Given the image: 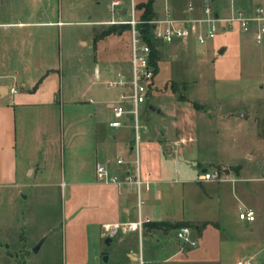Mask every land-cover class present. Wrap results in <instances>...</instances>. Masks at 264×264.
<instances>
[{"label":"crops","instance_id":"obj_1","mask_svg":"<svg viewBox=\"0 0 264 264\" xmlns=\"http://www.w3.org/2000/svg\"><path fill=\"white\" fill-rule=\"evenodd\" d=\"M111 1V16L96 19L95 24L127 23L131 4L127 6L119 0L120 4L112 7ZM195 1L199 7L206 2L205 0ZM255 5L257 3L245 0L242 5L233 2L225 8L221 6L223 9L218 8L216 11L226 15L234 7L250 9ZM184 6L168 1L156 5L153 0L156 17H164L167 14L182 17L185 14ZM39 11L45 15L44 18L0 22V102L2 108L13 112V120H15V123H7L3 126L0 124V189L9 194L26 189L34 192L47 190L51 187H58L60 183L64 185L66 191L63 217L65 218L64 233L68 263L90 264L94 261V257L96 261L102 260L101 255L107 249L109 255L105 262L114 258L116 264H158V262L168 264V261L179 253L187 256V251L176 235H169L171 230L176 231L178 227H163L158 223L174 224L178 221L187 223L193 221L197 223L196 229L199 230V234L203 235L207 226L211 223L216 225L217 221L188 219L185 218V213L179 212L176 208L173 213L169 211L168 214L159 213V210L155 211L148 205L142 208L144 203V199L141 198L142 189L147 194V200H161L164 190L167 191L168 198L171 200V198H176L179 182L183 183L182 187H185L184 184L189 181L201 184L213 182V180L201 178L206 170L211 169L224 172L229 178L224 180L234 183L232 190L241 199L238 210L250 207L257 212V218L253 223L240 219L236 220V227L239 233L245 234L244 242L247 247L252 246L255 250L254 254L263 253L264 244L260 241L262 238L260 231L263 228L261 222L264 216V184L262 185L264 182V114L254 108L188 112L187 128L180 124L182 117L175 116L174 118L170 115L174 119H171L172 126L169 127L166 122L168 114L138 115L142 117L143 125L141 127L139 123L142 131L140 134L138 129L139 137L136 140L131 116H122L123 124L120 127H113L109 124L113 119L109 107L110 100L105 103V107L109 110L108 118L93 120L91 123L89 136L92 145L90 144L89 148L79 152L68 149L66 153L63 149L61 177L53 176L56 173L53 169L55 165L53 150L56 138L50 130L51 121L55 120L59 111L65 115V118L75 113H84L87 118H94V115L96 116L99 112V107L91 104L90 97H88V103L74 97H69V100L65 99L61 73L58 70L60 54L54 47L55 32L61 29L64 21L60 19V9L57 18L54 8L32 9L31 13L37 15ZM13 26L19 28L47 26L50 34L44 32L45 35L40 34V37L43 38L41 39L44 43L42 47L45 46L48 38L50 39L51 56L42 58L40 55H34V40L30 41V46L25 44H20L19 47L14 46L9 39L10 28ZM122 33L123 31L118 35ZM129 33L130 28H128ZM108 35H103V37ZM92 37L94 38V35ZM80 41L84 45L87 43L83 39ZM194 41L178 42L186 46ZM42 47L36 48L41 49ZM226 48V46L220 48V52H226ZM13 49L16 50L18 57L11 55ZM25 50L26 56L24 55ZM101 73V69L96 65L95 76L98 78ZM215 116L219 117V128L224 134H229L232 131L230 128H239L242 139L244 141L248 139L243 156L236 154L235 145L238 135L233 136L235 144L232 146L227 145L225 140L221 143L222 147L223 145L226 147V152L222 157L213 158L210 155L217 145L207 129L211 118ZM151 121H155L156 128L150 126ZM222 125L226 128H221ZM229 138H232V134ZM118 159H121V162H117ZM97 163L103 164L111 175H117L120 183L97 180L95 174ZM190 170H195L196 175H190ZM127 174H138L144 182L141 185L140 198L142 201L139 207L135 184L124 181ZM246 181L258 184L253 187H249L248 184L244 185V183L238 185L239 182ZM239 187L241 193L238 192ZM205 192V197H211L207 189ZM27 196L28 193L24 195V198ZM139 215L149 219L143 223L141 232L134 230L122 233L112 238L108 246L104 242L105 245L99 247V239L104 238V241L106 239L105 225L136 220ZM192 224L181 226L194 230V227L190 226ZM145 234L163 236L172 252L161 254L157 259L146 257L143 247L140 246L141 238L143 239ZM136 241H139V250L137 246V249L135 248ZM159 241L160 238L156 239L157 243ZM240 241L243 240L240 239ZM6 256H11V253L3 251V254H0V258L3 257L0 264H19L15 259H6ZM262 262L264 264V261Z\"/></svg>","mask_w":264,"mask_h":264},{"label":"rangeland","instance_id":"obj_2","mask_svg":"<svg viewBox=\"0 0 264 264\" xmlns=\"http://www.w3.org/2000/svg\"><path fill=\"white\" fill-rule=\"evenodd\" d=\"M110 1L0 0V22L44 18L45 15L41 11L37 12V15L31 13L32 9L37 10L43 7L54 8L57 18L60 9V19L64 23L61 29L55 32L54 47L60 54L58 70L61 73L65 99L69 100V97H74L88 103V97H90L91 104L99 107V112L96 116L94 115V118H87L84 113H75L65 118V115L59 111L55 120L53 118L54 121H51L50 130L56 138L53 150V158H55L53 169L56 173L53 176L56 175L59 178L63 169V149L67 153L68 149L79 152L89 148L91 123L93 120H105L109 116L105 103L118 99L121 91L125 94L130 92L128 86L114 87L107 84L109 80L116 78V72L120 69L128 74L130 69L128 59L131 54L129 43L131 35L128 34L126 26L122 27L121 35L113 33L103 37L100 36L101 32L111 23L102 25L94 23L96 19L111 16ZM120 1L127 6L131 4V0ZM133 1L136 3L146 0ZM164 1L185 5L184 7L189 2L197 4L195 0H154L156 5L163 4ZM205 1L216 10L218 8L220 10L233 2L242 5L245 0ZM249 1L264 5V0ZM128 17L130 18L129 13ZM116 24L119 25V22ZM48 29L47 26L21 28L13 26L10 28L9 39L17 47L20 44L30 46V41L34 40L33 54L40 55L42 58L50 57V39L48 38L47 43L42 47L44 43L41 40L43 38L40 37V34L45 35L44 32L50 34ZM102 37L103 39H100ZM81 39L87 41L86 45L81 43ZM155 45L158 51V69L152 81L146 83L149 86L147 98L145 102L139 104L138 115L168 114L165 119L169 127L172 126L173 117H182L180 124L187 128L188 112L254 108L264 114V45L256 43L251 34L242 32L238 28L221 29L214 39L202 44L194 41L182 46L178 41L168 43L158 41ZM224 46L227 47V51L221 53L220 48ZM36 47L42 48L37 49ZM15 52L16 50L13 49L11 55L18 57ZM24 52L26 56V50ZM96 65L102 71L98 78L95 76ZM1 105L0 102L1 126L15 123L13 112L2 108ZM126 108L132 109V102L126 101ZM124 116H130V114L125 113ZM139 117L142 127L143 119ZM218 120L217 116L211 118L207 129L217 145L210 155L213 158L222 157L226 152V147L225 145L222 147L221 143L225 140L227 145L232 146L235 144L233 136L238 135L235 145L236 154L243 156L248 139L246 141L242 139L239 128H230L232 131L224 134L219 128ZM149 124L156 128L155 121ZM222 127L226 128L223 125ZM141 131L142 128H139L140 134ZM194 171L190 170V175H196ZM241 183L248 184L249 187L258 184L246 181L239 182L238 185ZM182 184L181 182L177 184L176 198H171V200L165 190L161 200H147V194L142 189L141 198L144 199L142 208L148 205L162 214H168L169 211L173 213L176 208L179 212L185 213V218L216 220L217 224L211 223L207 226L206 232L200 235L199 230L196 229L197 223L190 221L193 223L190 226L194 227L197 245L179 241L187 251V256L179 253L168 261V264H239L241 260H252L251 264L263 263L264 252L254 254L255 250L252 246L247 247L244 242L245 234L239 233L236 227V220H240L238 208L241 199L232 190L234 183L222 180V182L213 181L204 184L189 181L184 184L185 187H182ZM206 189L211 194L209 198L205 197ZM65 191L61 183L58 187L35 192L26 189L7 194L0 189V254L8 251L11 256H6V259H15L19 264H69L65 245V218L63 217ZM238 192L241 193V188ZM26 193L28 196L24 198ZM221 198H223L222 201ZM261 225L263 228L260 231L262 235L260 241L264 244V216ZM174 234L175 230H171L169 235L174 236ZM158 238L160 241L157 243ZM166 241L163 236L145 234L143 239L141 238L140 246L143 247L146 257L157 259L161 254L172 252ZM138 244L139 241H136V249ZM104 245V238L99 239V247ZM2 259L3 257L0 258ZM90 264H116V262L114 258L105 262L96 261L94 257V261ZM158 264L165 263L158 262Z\"/></svg>","mask_w":264,"mask_h":264},{"label":"built area","instance_id":"obj_3","mask_svg":"<svg viewBox=\"0 0 264 264\" xmlns=\"http://www.w3.org/2000/svg\"><path fill=\"white\" fill-rule=\"evenodd\" d=\"M112 7L118 6L119 0H112ZM130 18L127 23L130 25V58L129 72L121 70L117 71L116 78L107 82L108 85L114 87L129 88V93L125 94L121 91L118 99L111 100L109 107L111 108L113 119L109 124L113 127H120L123 124L122 116L129 113L132 117L133 128L138 140L139 133V117L138 106L146 101L147 92L149 89V81H152L155 75V67L151 64V47L145 40L144 35L138 28L139 19L136 18V3L131 0ZM185 13L182 17H174L170 14L164 17H154L151 19L153 38L161 42H175L195 40L199 43H205L210 39H214L218 35L219 30H234L238 28L242 32L252 34L256 43L264 45V5L257 4L250 9L243 7H234L229 14H221L209 4L204 2L201 7L194 2L183 8ZM126 101L132 102L133 108H126ZM117 162H121L118 159ZM96 179L103 182L120 183L117 175H111L108 169L101 163L96 164ZM203 180L222 181L229 179L227 174L220 170H206L201 176ZM124 181L133 183L136 186L138 207L142 199L140 198L141 185L144 183L138 174H127ZM239 218L249 223H253L257 218V212L250 207L239 209ZM149 220L146 217H139L136 220H125L122 222L108 223L104 226L106 237L114 238L119 233L129 231L141 232V227L145 221ZM175 235L180 242L197 245L198 241L194 237V230L187 226H180L176 229ZM251 263V260L240 261L239 264Z\"/></svg>","mask_w":264,"mask_h":264},{"label":"trees","instance_id":"obj_4","mask_svg":"<svg viewBox=\"0 0 264 264\" xmlns=\"http://www.w3.org/2000/svg\"><path fill=\"white\" fill-rule=\"evenodd\" d=\"M136 18L139 19V23L137 24L138 28L144 35L145 40L149 43L151 47V64L153 67H155V73L158 69L157 67V56L158 51H156V45L155 42H158V40L153 38L152 35V23H150L151 19L155 17V10L153 7V0H146L144 2H136ZM126 26L127 28H130V25L128 23H122L119 22V25L116 23H111L106 29H103L100 36L108 35L111 33H120L122 31V27ZM159 225L163 227H179L181 225L190 224L183 221L174 222V224L166 223V222H159Z\"/></svg>","mask_w":264,"mask_h":264},{"label":"water","instance_id":"obj_5","mask_svg":"<svg viewBox=\"0 0 264 264\" xmlns=\"http://www.w3.org/2000/svg\"><path fill=\"white\" fill-rule=\"evenodd\" d=\"M222 51H223V49H222ZM111 240H112V238L109 236V237H106V239H105L104 242H105V244L108 246ZM36 247H37V246H36ZM35 249H36V248H35ZM108 255H109V250L107 249V250H105V251L102 253V255H101V259H102L103 261H106L107 258H108Z\"/></svg>","mask_w":264,"mask_h":264}]
</instances>
